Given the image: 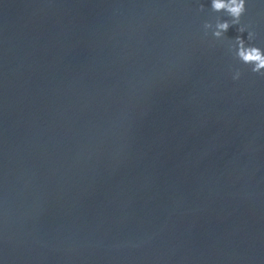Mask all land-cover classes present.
Returning a JSON list of instances; mask_svg holds the SVG:
<instances>
[{
  "label": "water",
  "instance_id": "95a60500",
  "mask_svg": "<svg viewBox=\"0 0 264 264\" xmlns=\"http://www.w3.org/2000/svg\"><path fill=\"white\" fill-rule=\"evenodd\" d=\"M245 8L217 39L211 0H0V264H264Z\"/></svg>",
  "mask_w": 264,
  "mask_h": 264
},
{
  "label": "clouds",
  "instance_id": "9594fccd",
  "mask_svg": "<svg viewBox=\"0 0 264 264\" xmlns=\"http://www.w3.org/2000/svg\"><path fill=\"white\" fill-rule=\"evenodd\" d=\"M211 9L215 12L224 11L231 17V22L228 20L217 19L215 24V30L213 35L219 39L228 31L233 25H239L240 17L246 11L245 0H211ZM203 10V6H201ZM213 25L206 22L204 24L205 29H211ZM240 33H244L245 29L240 27L238 29ZM253 34L248 33V39H252ZM235 55L244 64L252 65V72L260 73L264 75V50L255 46H246L245 39L241 36L235 38ZM240 72L236 71L233 79H239Z\"/></svg>",
  "mask_w": 264,
  "mask_h": 264
}]
</instances>
